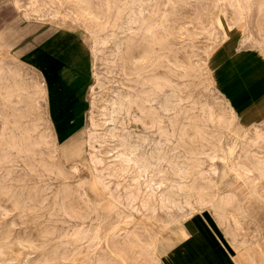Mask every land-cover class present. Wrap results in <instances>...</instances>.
Masks as SVG:
<instances>
[{
	"label": "rangeland",
	"instance_id": "obj_1",
	"mask_svg": "<svg viewBox=\"0 0 264 264\" xmlns=\"http://www.w3.org/2000/svg\"><path fill=\"white\" fill-rule=\"evenodd\" d=\"M68 35L89 62L82 119L38 51L53 68ZM258 166L264 0H0V264H227L248 246L264 264ZM190 183L194 209L161 207Z\"/></svg>",
	"mask_w": 264,
	"mask_h": 264
},
{
	"label": "crops",
	"instance_id": "obj_2",
	"mask_svg": "<svg viewBox=\"0 0 264 264\" xmlns=\"http://www.w3.org/2000/svg\"><path fill=\"white\" fill-rule=\"evenodd\" d=\"M69 40H72V42ZM60 44L63 47L61 48V52H62L61 56H63L62 59L63 61L57 60L55 66L51 68L50 66L47 65V59H49L50 54L44 52L42 49H38V51H41L40 53L44 55L43 56L44 60L41 61V64L44 66V70L47 76L52 80L53 86L57 85L56 82L63 79L64 76L70 79L71 83L69 87V96H70L69 99L71 100H69V105H68L69 108H66L65 113L69 114L72 117H75V119H82L84 117V111L86 107L85 106L86 87L87 84L90 83L88 58L83 47L79 44L78 40L73 35H68L67 37H65V39H60V43H57V46L59 45L60 47ZM41 46L39 48H41ZM29 47L30 46L25 47V50L27 51L24 56H27L35 49V47L33 46H31L30 48ZM74 58L79 60L76 65H73V63H69ZM50 69H52V71ZM255 249L262 252L263 261H264V247H262V244H257ZM244 250L237 254L232 253L231 261L227 264H242V262H246L247 264H250L248 260L245 258V256H243Z\"/></svg>",
	"mask_w": 264,
	"mask_h": 264
},
{
	"label": "bare ground",
	"instance_id": "obj_3",
	"mask_svg": "<svg viewBox=\"0 0 264 264\" xmlns=\"http://www.w3.org/2000/svg\"><path fill=\"white\" fill-rule=\"evenodd\" d=\"M143 45H141V49H142ZM150 54V53H149ZM230 58V57H229ZM12 84H14L13 86H8L10 91H16L19 90V88L21 89V83L19 82V80L16 77H13L12 79ZM156 87H158V84L156 82L153 83ZM120 104V103H119ZM111 115V114H110ZM235 117V116H234ZM115 127L109 128V133L110 136H113V131H114ZM120 141L122 143L123 148H125V152L124 155L126 156L127 160L133 158L134 159V163L138 164V170L139 172H144L147 170V167L145 166L146 161L148 160V156H136V152L139 149V146H135L134 144H132V136L129 134H122L120 136ZM157 152L160 153V151L158 150ZM153 161V160H152ZM258 163L259 165H263L262 163L259 162H255ZM170 165V164H169ZM261 169H264V167L262 166H258ZM184 169L179 168V172H183ZM181 177H183L181 175ZM146 179V178H145ZM152 177L150 176L149 179V186L151 189H153V183H152ZM160 187V186H158ZM176 188L180 189V185H176ZM192 188H193V183H190L187 189V192L183 193V197L182 199L180 198H175L178 194L176 193H171V189H169L167 187V189L165 190H160V200H161V207L164 210L169 211L172 207H176L179 209H182L183 205H187L191 208H195L196 206V200L193 198V193L192 192ZM158 191V190H157ZM209 202H212V200H206V199H201L198 201L199 205H205L208 204Z\"/></svg>",
	"mask_w": 264,
	"mask_h": 264
}]
</instances>
